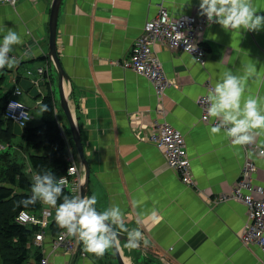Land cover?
<instances>
[{"label":"crops","instance_id":"0c3cea01","mask_svg":"<svg viewBox=\"0 0 264 264\" xmlns=\"http://www.w3.org/2000/svg\"><path fill=\"white\" fill-rule=\"evenodd\" d=\"M52 1L0 4V43L6 29H15L24 41L13 46L17 64L5 67V82L9 79L8 87H21L20 100L36 107L48 91L56 99L59 93L53 67L48 83L37 72L48 58ZM199 4L200 0H62L57 48L69 75L65 90L91 165L89 196H97L99 212L118 204L125 228H139L148 242L145 246L142 241L144 248L130 249L125 240L119 241L125 264H144L148 254H157L166 264V260L264 264L261 250L242 241L247 207L235 199L217 201L220 194L232 190L248 157H254L256 182L264 187V155L234 145L223 131L212 134L213 125L203 122L198 103L207 85H214L222 72L243 75L242 66L248 64H254L256 71L247 80L246 95L264 98V29L225 30L216 22L209 25L201 38L208 52L205 66L192 53L158 41L155 51L171 81L162 100L147 77L119 65L162 5L181 16L200 14ZM253 4L264 15V0ZM158 117L184 133L194 185L183 183L168 167L164 153L148 141L152 121ZM59 120L65 125L60 113ZM19 129L16 126L15 132L20 135ZM256 133L255 141L264 148V131ZM109 257L112 264H119L115 255ZM53 261L101 264L90 253L83 257L80 252H63Z\"/></svg>","mask_w":264,"mask_h":264},{"label":"built area","instance_id":"2783aa9c","mask_svg":"<svg viewBox=\"0 0 264 264\" xmlns=\"http://www.w3.org/2000/svg\"><path fill=\"white\" fill-rule=\"evenodd\" d=\"M18 1L0 0V4L16 6ZM213 23L214 21L210 22L207 16L201 14L172 15L162 5L157 16L145 24L142 33L135 39L130 55L119 61V65L147 77L152 82L157 97L162 100L166 90L171 86V81L155 51V44L158 41L166 42L172 49L190 52L200 65L205 66L208 52L201 45V38L207 27ZM12 55L18 59L16 54ZM49 67L48 62L44 66L37 67L41 78L48 72ZM31 73V70L28 71V74ZM212 86V83L207 85V92L199 97L198 103L203 110V122L214 126L216 121L207 116L206 103L207 93ZM22 92L21 87L13 91L12 97L7 102L6 111L15 124L25 128L32 119V113L30 108L20 100ZM151 125L152 131L148 141L164 153L168 167L179 175L183 183L194 185L192 160L184 133L161 117L154 119ZM244 146L257 151L255 155L258 156H262L261 153L264 152V148H261L256 141ZM75 159L73 155H70L68 158L70 165L66 173L62 175L67 181L64 189H67L72 196L81 193L82 172L78 160ZM256 172L257 165L254 157H248L232 190L220 194L217 201L235 199L247 207V220L243 226L242 241L246 245L257 246L264 255V187L256 182ZM42 205L37 211L21 210L17 216L19 223L29 226L30 229L36 227L28 247L34 252L40 249L42 253L40 264H54L53 258L63 252H80L85 257L87 253L80 250L81 242L77 237L70 236L66 229H61L56 234L52 233L50 224L56 217L58 205L51 206L44 202Z\"/></svg>","mask_w":264,"mask_h":264},{"label":"clouds","instance_id":"9594fccd","mask_svg":"<svg viewBox=\"0 0 264 264\" xmlns=\"http://www.w3.org/2000/svg\"><path fill=\"white\" fill-rule=\"evenodd\" d=\"M199 8L201 15L207 16L210 22L220 24L225 30L264 29V15L258 14L253 0H200ZM23 42V36L15 29H6L0 43V69L16 66L17 60L11 55L13 46ZM242 67L243 75L231 70L222 72L206 96L207 116L216 121L210 129L211 133L220 134L223 131L237 146L253 143L258 134L256 130L264 131V98L246 95L247 80L255 73L256 66L248 64ZM47 109L48 106L43 104L41 110ZM41 168L44 169L43 166ZM32 180V195L21 203L29 205L39 200L56 206L63 195V202L56 209V222L70 236L83 242L84 252L103 256L109 249L117 247L120 235L117 229L127 231L126 247L138 248L142 241L147 245L139 228L130 231L125 228L124 213L118 204L114 203L103 212H98L95 194L64 195L66 178L61 176L57 179L47 169L34 174Z\"/></svg>","mask_w":264,"mask_h":264},{"label":"trees","instance_id":"16d2710c","mask_svg":"<svg viewBox=\"0 0 264 264\" xmlns=\"http://www.w3.org/2000/svg\"><path fill=\"white\" fill-rule=\"evenodd\" d=\"M47 62L50 67L44 75L43 81L47 80L48 83L53 78L51 68L53 67L55 70L56 68L49 56L45 64ZM6 76L5 68L0 69V264H28L31 257V249L28 244L36 227L30 229L29 226L19 223L17 216L21 210L37 211L43 205L39 200L35 204L29 205H24L21 201L32 195L34 173L47 169L58 179L66 173L70 165V161H68L70 155L76 158L77 151L69 124L62 125L59 120V113L65 118L66 116L62 109H60L62 112H59V101L50 90L40 98V105L37 106L41 111V122L36 126L27 125L23 128L21 137L25 146L28 147V151L26 152L27 157L23 158L24 162H18L13 154L14 148H18L15 143L17 136L14 131L15 122L7 115L6 105L9 98L12 97L13 91L19 86L4 87ZM43 104L48 106L47 111L41 110ZM6 162H8V166L5 168ZM22 163H27V166ZM64 195L72 196L67 189H64ZM62 202L63 195L57 200V205L59 206ZM50 229L53 234L59 233L63 229L57 224L56 217L50 224ZM80 242V250H83V242ZM91 255L101 264H112L109 261V255L113 256L114 254L111 248L103 256ZM148 255L144 264H166L158 258L157 254ZM32 257L35 259L34 264H40L42 257L40 249H37Z\"/></svg>","mask_w":264,"mask_h":264},{"label":"water","instance_id":"95a60500","mask_svg":"<svg viewBox=\"0 0 264 264\" xmlns=\"http://www.w3.org/2000/svg\"><path fill=\"white\" fill-rule=\"evenodd\" d=\"M62 0H53L50 14H49V50L48 56L50 60L53 62L57 73H58V92L60 94V102H61V109L63 110L64 114H66L70 130L72 133L74 145L77 150V157L79 161V166L82 172L81 175V193L80 195H88L89 196V187H90V176H91V165L89 159L87 158L85 147L83 144L81 132L79 129V124L77 122V118L73 109L70 106L68 100V94L65 90V82L69 79V75L65 70L62 61L59 56L58 48H57V33H58V20H59V13L61 8ZM99 212V211H98ZM119 235V241L127 239V235L119 230H117ZM141 247L144 248L142 242L140 244ZM113 253L118 261L119 264H125L123 257L121 255L120 246L112 248ZM167 263L173 264L166 260Z\"/></svg>","mask_w":264,"mask_h":264},{"label":"rangeland","instance_id":"374dc122","mask_svg":"<svg viewBox=\"0 0 264 264\" xmlns=\"http://www.w3.org/2000/svg\"><path fill=\"white\" fill-rule=\"evenodd\" d=\"M11 83V81L8 79V82H6L5 83V85H4V87L5 86H8V84H10ZM11 85V84H10ZM23 90V89H22ZM57 91H59V90H57ZM58 100H59V102H58V110H59V112H62L60 109H61V102H60V94L58 93V98H57ZM22 101V100H21ZM23 102V101H22ZM24 103V102H23ZM26 103V104H25ZM24 104L28 107V108H30V110H31V113H32V119H31V121L29 122V124L28 125H30V126H36V125H38L40 122H41V111H40V109L38 108V107H36V106H34L33 104H35V103H31V102H25ZM38 106V105H37ZM64 113V112H63ZM65 116H66V114H65ZM61 117V116H60ZM65 125H66V123L67 124H69V122H68V119H67V116H66V118H65ZM16 126H18L17 124H15L14 125V131H15V128H16ZM18 127H20V126H18ZM23 131H24V129L22 128V127H20V129H19V133H20V135L19 134H17V136H16V138H15V143H16V147H18V148H14V157L18 160V162H24L23 161V158L24 157H27V154H26V152L28 151V147L27 146H25V144H24V140L22 139V137H21V135H22V133H23ZM21 144H23V145H21ZM4 145V144H3ZM76 148V147H75ZM77 151V150H76ZM27 159V158H26ZM22 164H26V166H27V163H22ZM8 166V162H6V164H5V168ZM30 252H31V257L29 258V261H28V264H34L35 263V259H34V257H32V255H33V253H34V250L33 249H31L30 250Z\"/></svg>","mask_w":264,"mask_h":264},{"label":"bare ground","instance_id":"6f19581e","mask_svg":"<svg viewBox=\"0 0 264 264\" xmlns=\"http://www.w3.org/2000/svg\"><path fill=\"white\" fill-rule=\"evenodd\" d=\"M5 112V111H4Z\"/></svg>","mask_w":264,"mask_h":264}]
</instances>
